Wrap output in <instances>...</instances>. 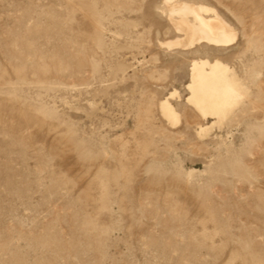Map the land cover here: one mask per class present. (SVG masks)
I'll return each mask as SVG.
<instances>
[{
    "label": "rangeland",
    "instance_id": "rangeland-1",
    "mask_svg": "<svg viewBox=\"0 0 264 264\" xmlns=\"http://www.w3.org/2000/svg\"><path fill=\"white\" fill-rule=\"evenodd\" d=\"M186 1L236 44L160 45L165 0H0V264H264V0ZM199 59L243 87L221 123Z\"/></svg>",
    "mask_w": 264,
    "mask_h": 264
},
{
    "label": "bare ground",
    "instance_id": "bare-ground-1",
    "mask_svg": "<svg viewBox=\"0 0 264 264\" xmlns=\"http://www.w3.org/2000/svg\"><path fill=\"white\" fill-rule=\"evenodd\" d=\"M163 14L177 35L172 40L160 42V45L168 49L188 51L207 46L226 51L236 44V29L214 7L186 0H165ZM242 88L233 69L223 61L195 60L192 64L191 80L187 85L190 93L187 103L205 121L213 119L216 123H221L241 102ZM177 94L173 93L171 97ZM160 110L172 126L180 122V116L170 98L160 102ZM208 128L201 126V133Z\"/></svg>",
    "mask_w": 264,
    "mask_h": 264
}]
</instances>
